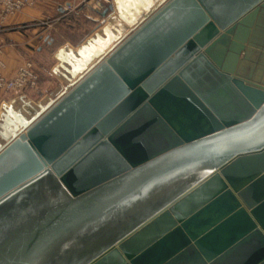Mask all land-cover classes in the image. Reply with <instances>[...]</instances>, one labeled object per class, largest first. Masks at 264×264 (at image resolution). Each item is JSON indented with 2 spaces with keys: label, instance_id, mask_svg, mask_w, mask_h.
Wrapping results in <instances>:
<instances>
[{
  "label": "water",
  "instance_id": "1",
  "mask_svg": "<svg viewBox=\"0 0 264 264\" xmlns=\"http://www.w3.org/2000/svg\"><path fill=\"white\" fill-rule=\"evenodd\" d=\"M124 1L0 114V264H264V0Z\"/></svg>",
  "mask_w": 264,
  "mask_h": 264
},
{
  "label": "crops",
  "instance_id": "2",
  "mask_svg": "<svg viewBox=\"0 0 264 264\" xmlns=\"http://www.w3.org/2000/svg\"><path fill=\"white\" fill-rule=\"evenodd\" d=\"M63 2L64 0L35 2L5 20V29L0 31L4 72L11 75L20 63L30 59L38 70L39 86L35 91L23 94L0 91V114L4 107L10 106L15 111L28 115V101L34 103L33 101L45 100L68 84L70 72L82 59V55L87 53L85 50L81 51L82 55L78 53L80 45L86 39L93 37L96 32L101 38L107 39L118 31H123L125 20L129 18L122 5L118 11L116 0L105 4L102 10L108 8L109 11L103 17L95 13L97 10L84 6L65 13L62 10ZM121 3L127 4L124 0ZM90 23H94V26L89 27ZM50 60L53 64L48 68ZM52 82H57V85L51 95H46L45 91Z\"/></svg>",
  "mask_w": 264,
  "mask_h": 264
},
{
  "label": "built area",
  "instance_id": "3",
  "mask_svg": "<svg viewBox=\"0 0 264 264\" xmlns=\"http://www.w3.org/2000/svg\"><path fill=\"white\" fill-rule=\"evenodd\" d=\"M44 0H0V31L5 29L7 17L20 12L24 7ZM110 0H64L62 10L65 13L73 12L81 6L100 11ZM5 64L1 58L0 48V91L23 94L35 91L38 87V70L35 63L26 59L20 63L11 75L4 72Z\"/></svg>",
  "mask_w": 264,
  "mask_h": 264
},
{
  "label": "rangeland",
  "instance_id": "4",
  "mask_svg": "<svg viewBox=\"0 0 264 264\" xmlns=\"http://www.w3.org/2000/svg\"><path fill=\"white\" fill-rule=\"evenodd\" d=\"M76 10H77V9H76ZM76 10H75V11H76ZM39 23H40V22H39ZM92 26H94V23H90V24H89V27H92ZM52 64H53V63H52V60H50V61H49V64H48V68L51 67ZM38 76H39V73H38ZM43 76H44V75H43ZM56 85H57V82H56V83H53V82H52V84L50 85V88L46 89V91H45V92H46V95H47V94H48V95H51V94L53 93L54 87H55ZM38 86H39V80H38ZM34 98H37V99H38L39 97H38V96H34ZM33 102L36 103V102H38V101H33Z\"/></svg>",
  "mask_w": 264,
  "mask_h": 264
},
{
  "label": "trees",
  "instance_id": "5",
  "mask_svg": "<svg viewBox=\"0 0 264 264\" xmlns=\"http://www.w3.org/2000/svg\"><path fill=\"white\" fill-rule=\"evenodd\" d=\"M106 9V11H105V13L103 14V10L102 11H97V12H95L97 15H99V16H101V17H103V16H105L107 13H108V8H105Z\"/></svg>",
  "mask_w": 264,
  "mask_h": 264
},
{
  "label": "bare ground",
  "instance_id": "6",
  "mask_svg": "<svg viewBox=\"0 0 264 264\" xmlns=\"http://www.w3.org/2000/svg\"><path fill=\"white\" fill-rule=\"evenodd\" d=\"M240 57H242V53L240 54Z\"/></svg>",
  "mask_w": 264,
  "mask_h": 264
}]
</instances>
